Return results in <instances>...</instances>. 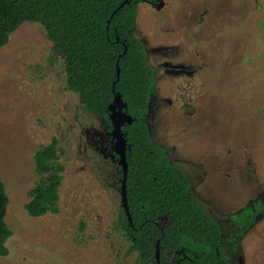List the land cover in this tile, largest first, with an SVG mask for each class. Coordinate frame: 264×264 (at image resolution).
<instances>
[{"label":"rangeland","instance_id":"obj_1","mask_svg":"<svg viewBox=\"0 0 264 264\" xmlns=\"http://www.w3.org/2000/svg\"><path fill=\"white\" fill-rule=\"evenodd\" d=\"M136 33L157 79L154 140L207 211L243 236L226 238L244 248L234 264H264V0H161L141 7ZM100 123L67 89L45 27L21 25L0 48V174L12 231L0 264H143L119 223L115 167L90 152ZM54 138L64 165L59 211L34 217V155ZM248 208L234 226L231 215Z\"/></svg>","mask_w":264,"mask_h":264},{"label":"trees","instance_id":"obj_2","mask_svg":"<svg viewBox=\"0 0 264 264\" xmlns=\"http://www.w3.org/2000/svg\"><path fill=\"white\" fill-rule=\"evenodd\" d=\"M159 3L0 0V48L24 23H39L65 66L67 89L76 94L84 109L113 127L110 107L114 105V112H118L115 100L121 97L126 105L122 112L132 118L122 129L127 140L126 189L131 219L122 207L119 223L132 242L131 251L138 253L143 264H234L220 222L195 195L192 180L172 161L168 150L154 140L147 120L157 79L146 45L136 33V21L143 5ZM59 151L62 148L54 138L34 155L39 180L26 204L31 216L59 211L64 170ZM8 205L0 174V257L9 254L6 243L12 236L6 222ZM251 213L252 208H248L240 215L242 220L239 215L234 218L239 223ZM227 235L235 238L231 232Z\"/></svg>","mask_w":264,"mask_h":264},{"label":"flooded vegetation","instance_id":"obj_3","mask_svg":"<svg viewBox=\"0 0 264 264\" xmlns=\"http://www.w3.org/2000/svg\"><path fill=\"white\" fill-rule=\"evenodd\" d=\"M160 2H161V0H160ZM154 5H152V7H153ZM146 50H147V48H146ZM147 54H148V52H147ZM148 58H149V55H148ZM150 61V60H149ZM151 63V62H150ZM152 65V64H151ZM153 66V65H152ZM152 101H153V97H152V100H151V102H150V110H149V112L151 111V103H152ZM149 117L147 116V120H148V122H149V119H148ZM149 125H150V122H149ZM125 126V125H124ZM123 126V127H124ZM123 127H122V129H123ZM151 127V126H150ZM112 130H113V127L111 126V125H109L105 120H103V119H101V123H100V126L99 127H96L95 129H93V132H92V134H91V137L92 138H90V139H92L93 141H94V143L97 145V149H98V151L97 150H93V148L92 149H90V152H98L102 157H104V158H106L109 162H111L112 163V165L115 167V170H114V174H115V179H116V181H115V187L119 190V189H121V186H122V180H123V178H122V170H123V168H121L122 167V165L120 164V161H121V156H120V153H118L117 151V149H119V148H116V139H115V137L111 134V132H112ZM89 136H90V134H89ZM89 136L87 137V139L89 138ZM120 144V143H119ZM120 146H121V144H120ZM179 168V167H178ZM187 175V174H186ZM188 176V175H187ZM189 177V176H188ZM191 179V178H190ZM192 184H193V182H192ZM195 189V188H194ZM193 192H194V190H193ZM196 195V194H195ZM203 202V201H202ZM204 203V202H203ZM253 205V204H252ZM122 208V207H121ZM207 209V208H206ZM121 210V209H120ZM219 211V210H218ZM120 212V211H119ZM209 213V212H208ZM218 213H221L220 211L218 212ZM120 215V214H119ZM240 215V214H239ZM213 217H215L219 222H220V224H221V226H223L222 228H224L223 230H224V234L226 235V236H228L227 234L228 233H230L231 232V230H232V226L230 225V222H229V218H226V219H223V217H221V218H219V217H217V216H214V215H212ZM232 217V221L233 222H236V220H235V216H236V214L235 213H233L232 215H231ZM243 220H245V218L243 219ZM257 220H260V218L259 219H257ZM256 220V223L258 222ZM231 221V222H232ZM229 222V223H228ZM237 223V224H236ZM236 223H234V226H235V224H236V226L238 225V224H241V223H244V221H240L239 223H238V221L236 222ZM255 223V224H256ZM254 224V222L253 223H251V225L250 226H248L244 231L245 232H243L242 233V235H245L246 233H247V231H249V229L251 228V226ZM228 232V233H227ZM225 236V237H226ZM233 237H235L236 238V235L234 234L233 235ZM243 238V236H237V239H242ZM234 241L233 242H231L230 243V246H229V254H230V256H231V260L233 261V259H234V257L236 256V254L237 253H243V251H244V248L242 247V245H240V243L237 241L234 245ZM242 249V250H241ZM238 250H241V251H238ZM234 263V262H233Z\"/></svg>","mask_w":264,"mask_h":264},{"label":"water","instance_id":"obj_4","mask_svg":"<svg viewBox=\"0 0 264 264\" xmlns=\"http://www.w3.org/2000/svg\"><path fill=\"white\" fill-rule=\"evenodd\" d=\"M116 102L119 104L120 110L118 112H114L113 108L114 105L110 107V109L113 111L111 114V120L113 123V130L111 134L115 137L116 139V148L118 153H120L121 156V161L120 164L124 167V177L122 180V186H121V197H122V207L126 210L127 214L129 215V218L131 219L130 216V211H129V206H128V198H127V189H126V181H127V162H126V149H127V140L122 133V127L126 123H131L132 118L128 116L126 113L122 112L123 108L126 106L122 100L121 97H117ZM121 146H120V144ZM160 258V251L159 248L157 249V259L159 261Z\"/></svg>","mask_w":264,"mask_h":264}]
</instances>
